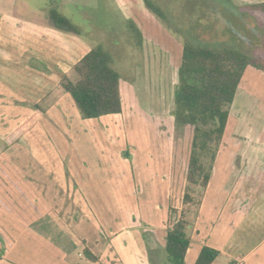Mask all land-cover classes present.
Masks as SVG:
<instances>
[{"label":"crops","instance_id":"crops-1","mask_svg":"<svg viewBox=\"0 0 264 264\" xmlns=\"http://www.w3.org/2000/svg\"><path fill=\"white\" fill-rule=\"evenodd\" d=\"M94 1L0 0V264H168L166 229L180 219L184 264L205 246L219 252L212 264H264V129L251 120L259 111L264 122V82L259 94L243 87L242 128L229 110L237 126L220 140L205 188L189 186L192 127L172 115L181 56L172 69L170 52H143L157 23L142 0H115L124 20L140 17L143 41L135 76L122 78L118 53L107 50L120 113L83 119L63 89L64 79L77 80L74 65L107 40L85 13ZM240 1L231 5L264 2ZM76 4L80 35L49 25L51 10L71 19ZM185 193L193 203H183Z\"/></svg>","mask_w":264,"mask_h":264},{"label":"trees","instance_id":"trees-1","mask_svg":"<svg viewBox=\"0 0 264 264\" xmlns=\"http://www.w3.org/2000/svg\"><path fill=\"white\" fill-rule=\"evenodd\" d=\"M142 1L151 13L163 17L160 8L152 0ZM254 7L264 12V2ZM48 22L59 31L80 35L77 27L56 11L49 12ZM111 64L108 51L98 44L74 65L77 80H63L62 87L71 96L81 118L92 119L120 113V76ZM250 65L257 67L239 50L210 48L183 41L172 115L175 125L192 127L186 175L189 186L205 188L209 180V168L207 166L205 169L202 161L208 157L209 165L212 162L215 152L211 149L220 143L229 107L243 72ZM183 203H193V198L185 193ZM186 228L187 223L180 219L166 229L168 264H184L189 246ZM87 255L91 258L90 254ZM218 255V251L202 247L194 264H212Z\"/></svg>","mask_w":264,"mask_h":264},{"label":"rangeland","instance_id":"rangeland-1","mask_svg":"<svg viewBox=\"0 0 264 264\" xmlns=\"http://www.w3.org/2000/svg\"><path fill=\"white\" fill-rule=\"evenodd\" d=\"M158 4L163 17L157 15L151 16L154 18L157 26L155 29L147 28L146 39L148 42L144 43L143 52H170V67L174 69V60L179 61L181 56V47L183 41L186 40L194 45L205 46L210 48H233L245 54L252 63L257 67L250 65V68L245 72L243 80L239 83L237 94L229 107V110L239 115V128H242L243 120V87L254 86L257 88V93H260L259 83L264 82V12L259 9L233 7L232 2L238 4L240 0H152ZM51 4V3H50ZM52 4L58 9L62 7L59 3ZM135 4V3H134ZM233 4V3H232ZM48 6V5H47ZM65 7V6H64ZM64 7L61 9L64 10ZM51 8V7H50ZM135 10L134 7H132ZM86 15L92 19V23L97 27L103 29L101 35L105 42H101L106 50L109 52H117L119 59L123 66L115 67L119 70L120 76L126 77L136 74L132 73L141 70V57L140 50L136 46L138 42L143 43L141 34L138 30L139 26L137 15L135 19L124 20V12L119 8V4L115 0H95L94 6L87 9L84 8ZM68 14L71 19L67 18L73 25L82 28L81 23L84 19L81 17V9L78 4L71 6ZM244 14H247L244 21ZM159 19H158V18ZM128 19V18H125ZM160 26V27H159ZM78 27V28H79ZM165 29L163 34L162 29ZM245 32V40H239L241 34ZM68 33V32H66ZM70 34V33H68ZM87 35V34H86ZM88 36V35H87ZM109 39V40H108ZM148 46V48H146ZM132 52H137L135 56ZM167 53V57H168ZM177 54V56L175 55ZM114 57V55H113ZM156 57H161L160 55ZM159 59V58H157ZM129 60V63L128 62ZM134 66V67H133ZM136 66H138L136 68ZM164 68H160L163 75ZM171 70V69H170ZM169 70V75H170ZM252 70L256 73H251ZM141 73L137 74L140 76ZM264 92V86H262ZM256 91V89H255ZM264 96V94H263ZM249 96H247V100ZM253 100H258L257 97ZM258 102V101H257ZM256 107V106H255ZM262 105L257 106V109ZM252 106L251 110H253ZM246 110V109H245ZM251 113V112H250ZM259 111H256V117L251 113V120L254 122L255 127L264 129V122H260ZM179 127V125H177ZM236 120L231 116L226 124L225 133L223 131L221 140L224 144L227 143V138L231 130L236 128ZM254 130H259L254 129ZM221 144V141L220 143ZM218 144V145H219ZM218 145L214 146L211 150L215 152ZM203 165L205 169L209 165L208 157H204ZM195 187V185H192ZM166 253V252H165ZM152 256V263H153Z\"/></svg>","mask_w":264,"mask_h":264}]
</instances>
